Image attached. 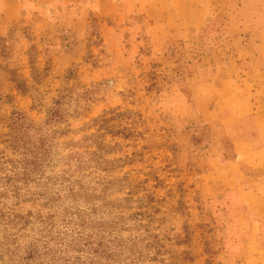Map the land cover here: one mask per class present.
Here are the masks:
<instances>
[{"label":"rangeland","instance_id":"1","mask_svg":"<svg viewBox=\"0 0 264 264\" xmlns=\"http://www.w3.org/2000/svg\"><path fill=\"white\" fill-rule=\"evenodd\" d=\"M14 111L47 174L96 154L93 249L117 221L120 264H264V0H0V158Z\"/></svg>","mask_w":264,"mask_h":264},{"label":"trees","instance_id":"2","mask_svg":"<svg viewBox=\"0 0 264 264\" xmlns=\"http://www.w3.org/2000/svg\"><path fill=\"white\" fill-rule=\"evenodd\" d=\"M60 104L59 100L53 102L45 125L63 119ZM56 133L32 124L20 112L12 114L7 140L12 157L0 158V264H120L110 258L123 249L119 248L118 222L106 228L97 222L93 249L89 216L77 205L80 200H91L93 191L84 180L83 169L90 161L100 167L96 154H87L86 161L81 155L63 156L64 168L47 174ZM47 190L52 191L51 195ZM23 202L39 208L19 213L15 207ZM108 242L112 247L107 246Z\"/></svg>","mask_w":264,"mask_h":264},{"label":"crops","instance_id":"3","mask_svg":"<svg viewBox=\"0 0 264 264\" xmlns=\"http://www.w3.org/2000/svg\"><path fill=\"white\" fill-rule=\"evenodd\" d=\"M261 139L264 142V130H262L261 132ZM258 153L260 154L261 157H263L264 159V145L262 147H260V149L258 150ZM262 160V159H261ZM263 161V160H262ZM256 166H260V164H256Z\"/></svg>","mask_w":264,"mask_h":264}]
</instances>
